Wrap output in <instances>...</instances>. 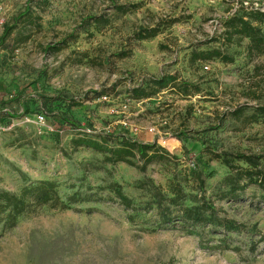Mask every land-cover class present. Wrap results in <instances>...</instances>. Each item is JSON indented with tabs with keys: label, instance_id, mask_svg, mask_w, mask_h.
Returning <instances> with one entry per match:
<instances>
[{
	"label": "rangeland",
	"instance_id": "1",
	"mask_svg": "<svg viewBox=\"0 0 264 264\" xmlns=\"http://www.w3.org/2000/svg\"><path fill=\"white\" fill-rule=\"evenodd\" d=\"M42 1H34L45 9L36 10L40 27L22 31V37L31 38L22 43L15 32L0 44V126L5 129L0 131V192L19 194L38 181H54L64 199L77 193V202L69 210L45 208L21 216L11 231H3L0 217V264H264L260 236L227 234L237 252L208 248L217 240L201 242L178 227H160L155 208L148 205L152 185L167 189L175 174L197 164L208 175L207 197L229 173L208 161L199 142L179 141L177 132L188 130L190 137L216 141L226 150L264 153V125L244 124L228 114L249 104V116L264 103V56L251 62L245 41L227 50L235 64L191 62L194 49L220 47L213 41L221 21L242 2L264 11V0H119L140 5L127 14L109 9L108 0ZM28 3L0 0V37L3 25L12 23ZM101 13L111 20L102 31L81 33L58 53L45 52L86 16ZM170 19L176 22L161 23L156 38L134 39L138 27ZM123 50L128 57L115 56ZM256 65L261 68L255 75ZM162 74L177 75L201 91L187 99L170 90L142 101L131 97L140 80ZM250 89L257 91L258 101L248 98ZM217 112L228 115L220 130H209ZM67 114L81 123V130L64 121ZM84 133L111 147L123 136L157 143L175 159L153 163L146 173L126 164H106L99 152L73 149L71 139ZM115 185L140 210H127L112 192ZM217 205L247 227L258 225L264 236V193L256 187L236 203Z\"/></svg>",
	"mask_w": 264,
	"mask_h": 264
},
{
	"label": "trees",
	"instance_id": "2",
	"mask_svg": "<svg viewBox=\"0 0 264 264\" xmlns=\"http://www.w3.org/2000/svg\"><path fill=\"white\" fill-rule=\"evenodd\" d=\"M34 1L29 0L23 11L13 18L12 23L3 25L0 44H6L15 32H17L15 39L23 43L31 38L30 35L22 37L23 30L40 27L39 22L42 17L36 10L44 12L45 9L39 3L34 5ZM108 2V8L120 14H127L140 6L139 4H121L119 0H108ZM175 22L176 19H170L155 25L140 26L133 33V37L137 41L152 40L160 33L161 23ZM81 24L56 45H47L44 48L45 52L58 53L66 46L68 40H77L81 33L92 35L91 30L100 32L111 24V20L108 15L101 13L86 16ZM245 41H248L246 53L251 62L264 56V11L246 7L242 2L239 9L221 21L220 35L213 41L220 44V47L207 50L194 49L191 62L204 64L219 60L225 65L235 64L234 56L230 55L227 50L233 46L242 47ZM115 56L124 59L129 56V51L123 50ZM260 68L259 65L254 67L255 75L259 74ZM168 90L178 92L186 99L201 91L198 85L182 80L177 75L162 74L143 78L138 86L130 90V94L134 100L142 101L152 99ZM246 92L248 98L255 101L260 99L257 91L250 89ZM248 108H250L249 104L238 105L228 114L244 124L262 123L264 125V103L257 104L252 108V114L245 116ZM228 114L217 112V121L209 130H220ZM64 121L79 130L82 129L81 123L68 114L64 116ZM189 132L188 130L177 132L176 137L181 142L188 138L199 142L203 147V154L208 156V161L220 163L229 170V173L218 183V190L212 197L206 196L208 175L200 169L198 164L183 175L175 174L168 181L167 189L161 185H152L150 187L151 200L148 205L155 208L159 226L162 228L178 227L189 235L200 238L201 242L210 243L217 240L218 244L215 247L208 248L226 251H238V248L232 247L230 238L227 236L229 233L260 236L258 243L263 242L264 236L258 229V225L247 227L230 218L225 210L218 207L217 202L236 203L251 187H256L264 193V153L226 150L216 141H210L204 137H190ZM71 144L74 150L87 148L101 153L106 164H126L142 173H146L153 163H165L171 161L172 158L175 159L157 143H142L124 136L117 147L108 146L106 140L97 141L87 133L72 138ZM112 192L127 210H140L133 207L132 200L124 194L120 186L112 187ZM76 197L77 193L64 199L58 184L54 181H38L25 187L19 194L2 191L0 192V217L3 218V231L15 229L18 218L26 214H36L45 208L58 211L69 210L77 202ZM208 235L212 237L208 238Z\"/></svg>",
	"mask_w": 264,
	"mask_h": 264
},
{
	"label": "built area",
	"instance_id": "3",
	"mask_svg": "<svg viewBox=\"0 0 264 264\" xmlns=\"http://www.w3.org/2000/svg\"><path fill=\"white\" fill-rule=\"evenodd\" d=\"M39 120L40 121H44V117L40 116L39 117ZM3 130H5L4 127L3 126H0V131H3ZM151 131L154 132V129H152Z\"/></svg>",
	"mask_w": 264,
	"mask_h": 264
}]
</instances>
